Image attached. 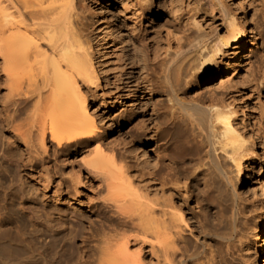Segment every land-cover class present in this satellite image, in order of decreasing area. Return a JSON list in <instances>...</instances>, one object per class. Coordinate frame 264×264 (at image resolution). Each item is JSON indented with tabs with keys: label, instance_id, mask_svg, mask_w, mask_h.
Instances as JSON below:
<instances>
[{
	"label": "bare ground",
	"instance_id": "obj_1",
	"mask_svg": "<svg viewBox=\"0 0 264 264\" xmlns=\"http://www.w3.org/2000/svg\"><path fill=\"white\" fill-rule=\"evenodd\" d=\"M108 1L0 0V85L5 90L0 95V175L5 157L47 189L56 182L48 141L55 152L98 142L96 155L85 161L91 169L73 170L71 189L59 182L54 190V197L69 193L84 209L71 211V218L83 221L80 244L65 256L52 226L51 233L32 228L22 244L2 230L0 216V264H241L253 253L254 264H264V212L251 227L253 216L238 190L243 173L264 176V157L236 108L213 89L219 65L229 69L248 58L245 49L256 39L255 33L250 38L253 17L240 16L227 0H175L179 11L190 6L192 26L174 30L167 42L130 41L133 61L145 69L143 87L156 86L166 108L154 137L142 118L137 134L120 136L113 145L103 138L112 118L98 116L88 94L90 83L99 84L104 63L95 58V44L107 42L103 35L95 43L97 27L90 28L88 12L96 3L101 13ZM205 75L210 82L204 92L192 93ZM261 75L264 79V68ZM260 130L264 155V127ZM151 139H163V150L146 173L129 157L145 158L148 149L140 144ZM156 179L160 185L152 183ZM258 181L249 178L247 189L264 194V182ZM103 186L111 194H125L95 202ZM198 207L204 220L193 235L187 215ZM21 220L13 215L14 228L22 234ZM253 236L254 251L241 252L250 249Z\"/></svg>",
	"mask_w": 264,
	"mask_h": 264
},
{
	"label": "rangeland",
	"instance_id": "obj_2",
	"mask_svg": "<svg viewBox=\"0 0 264 264\" xmlns=\"http://www.w3.org/2000/svg\"><path fill=\"white\" fill-rule=\"evenodd\" d=\"M227 1L233 9L235 6L239 8L237 12L240 16L249 19L253 17L250 24L254 27V32H251L250 38L252 39L255 33L256 39L255 43L249 42L253 45L251 49H245L248 58L241 65L238 63L226 69L224 68L226 64L223 63L217 67L214 74L216 84L213 89L236 108V117L248 132H254L252 140L256 139L257 151L264 157L261 147L262 138L258 137L261 133L260 129L264 127V79L261 75L264 68V0ZM91 5L92 8L88 15L92 26L90 28L97 27L94 30L95 43L96 40L100 41L99 38L103 35L107 36L106 43L104 40V43H100L99 46L95 44V58L98 61H104L103 70L99 84L90 83L91 89L88 92L90 106L95 107L96 114L98 116L109 114L112 118L109 120L110 125L105 129L103 138L116 145L120 136L127 139L130 135L138 133L141 129L142 118L145 120V128L149 130V136L154 137L156 131L161 129L158 122L166 106L156 86H152L151 89L143 87L145 69L141 67L139 60L133 61L134 46L132 43L138 45L142 37L148 40L158 38L163 42L174 39L172 33L174 30L184 32L187 27L192 26L190 6L184 4V10L179 11L175 0H109L104 11L100 13L99 5L96 3ZM96 8L99 9L96 10ZM97 31L101 34L96 37ZM98 47L102 51H99ZM236 59L237 56L233 61ZM209 80V75L200 78L193 87L192 93L204 92ZM4 91L1 83L0 95ZM4 134L7 135L8 132ZM48 140H50V135ZM162 141L163 139L157 142L151 139L147 145L140 144L146 146L148 150L147 153L145 152V158H137L134 155L129 157L133 166L147 173L151 162L154 161V155L163 150L160 146ZM51 142L52 140L47 143V154H49L50 163L56 164V167L52 169L56 182L47 189H43L42 185L37 182V176L31 175L27 169H17L14 162L5 157L2 158L0 216L3 220L1 227L10 234L12 239L18 238L22 240V244H27L32 228H37L38 232L48 233V227L52 226L55 243L63 245L64 255L68 256L73 245H79L83 237L81 228L83 221L71 218V211L82 213L84 209L81 208V204L76 205L75 197L71 198L69 193H63L58 201V197H54L56 196L54 190L59 182L65 190L71 189L73 170L84 168L88 171L91 169L85 161L96 155L98 142H91L83 148L80 144L72 145L59 152L53 150ZM15 151L18 154L20 152L17 148ZM105 152L108 153L107 150ZM250 167L244 171L245 174ZM242 176L243 179L238 182V190L241 198L248 204L250 215L253 216L250 225L255 228L260 221L259 214L264 212V194L261 190L254 193L247 189L248 180L255 177L259 180L258 182L263 183L264 176L260 173L251 177H245L243 173ZM156 180L152 183L160 185V180ZM96 191L98 193L95 202L102 201L104 197L125 194L121 191L111 194L106 186ZM4 203H7L9 208H5ZM199 209L198 207V211L189 210L187 215L189 225L187 230L188 233L192 231L193 235L202 229L204 219ZM15 214L21 216L22 234L14 228L16 222H12V218ZM59 220H63V223L60 224ZM75 227L78 228L77 231L73 230ZM257 231L255 230L254 233ZM254 238L256 236L250 239V249L245 247L241 252L250 255L254 251ZM253 256L254 253L241 264H254Z\"/></svg>",
	"mask_w": 264,
	"mask_h": 264
}]
</instances>
